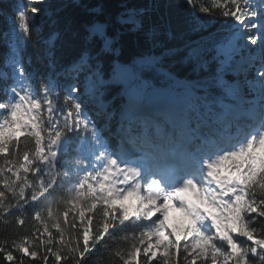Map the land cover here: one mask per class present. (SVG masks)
Returning a JSON list of instances; mask_svg holds the SVG:
<instances>
[{
    "label": "snow or ice",
    "instance_id": "snow-or-ice-1",
    "mask_svg": "<svg viewBox=\"0 0 264 264\" xmlns=\"http://www.w3.org/2000/svg\"><path fill=\"white\" fill-rule=\"evenodd\" d=\"M185 3L194 29L204 26L199 14L215 19L218 11L233 22L213 45L219 69L211 87L219 95L182 134L179 157L165 156L161 164L149 151L136 156L111 149L83 107L88 96L104 111L109 84L123 85L130 106L138 97L135 77L125 66L114 62L105 78L101 59L114 51L106 23L87 27L84 39L98 42V51L93 56L86 49L72 63L75 74L61 101L59 80L32 71L19 56L33 32L41 39L36 18H50L49 6L46 0H16L11 76L0 70L5 96L0 100V216L18 214L17 225L31 221L33 227L0 241L8 264H24L25 257L48 264L50 256L56 264H85L100 249L111 251L118 264H180L181 256L185 264H264V223L257 227L264 222V0ZM59 36L52 32L44 40L49 67L55 65ZM252 67L256 75L249 80ZM228 70L237 79L227 80ZM244 86L257 91L248 108L242 107ZM226 99L239 103L225 104ZM213 103L224 111H215ZM142 135L147 142L146 132ZM169 209L179 213L172 225ZM121 232L127 233L119 237L126 247L117 244Z\"/></svg>",
    "mask_w": 264,
    "mask_h": 264
},
{
    "label": "trees",
    "instance_id": "trees-1",
    "mask_svg": "<svg viewBox=\"0 0 264 264\" xmlns=\"http://www.w3.org/2000/svg\"><path fill=\"white\" fill-rule=\"evenodd\" d=\"M15 2L16 0H0V70L7 72L9 76L12 73L10 64L13 58L10 45L16 38L11 20ZM49 5L50 18H46L45 21H41L39 16L36 18L42 25L41 39L37 41L33 32L31 42L22 46L19 56L26 65L30 64L32 71L59 80L62 86L59 90L61 101L64 96L63 87L70 82L71 75L75 74L70 71L72 63L86 49L93 56L98 51V42L89 44L84 39L87 27L94 21L106 23L107 34L114 39V51L105 52L101 59L106 79L113 63L116 62L125 66L127 71L134 75L136 85L146 81L149 85L171 88L182 79L198 83L200 93H204L205 98L198 99L200 102L190 106L191 117L205 113L208 102H213L214 97L219 95V90L211 87L219 69V62L214 59L216 51L213 45L226 35L227 28L233 21L231 18L223 17L218 11L212 14L215 19H211L208 14H199L205 23L202 28L194 29L185 0H50ZM132 20L136 22L133 23ZM52 32H58L60 36L55 41L53 50L55 65L49 67L44 40ZM252 71V68H249L248 77L253 76ZM226 79L232 81L230 75H226ZM83 80L81 75L79 83ZM122 87L120 84L106 86L103 97L111 102L108 111H100L96 103H90L85 97L83 106L95 119L102 134L113 144L120 141L130 143L138 139L145 141L142 134L147 131L145 129L149 124L142 120L122 122L118 112L120 100L125 95ZM4 98L3 87L0 85V100ZM213 105L218 106L217 103ZM167 123L173 124L171 121ZM195 124L196 121L193 120L191 127H195ZM121 129L122 140L118 136ZM16 215L18 214L6 218L0 216V241L11 240L31 232L32 222L29 221L21 227L16 224ZM5 219L7 224L4 223ZM262 223L264 222H258L257 227L259 228ZM52 231L55 235V230ZM126 234L123 232L118 234V246H127L119 239ZM114 250L115 246L112 251ZM14 255L19 257V253L14 252ZM0 264H8L2 255ZM15 264H19V261L17 260ZM24 264L43 262L40 259L25 257ZM48 264H56L53 257H49ZM85 264L118 262L112 260L111 251L100 249L87 256ZM154 264H163V261H154ZM180 264H185L182 256Z\"/></svg>",
    "mask_w": 264,
    "mask_h": 264
},
{
    "label": "rangeland",
    "instance_id": "rangeland-1",
    "mask_svg": "<svg viewBox=\"0 0 264 264\" xmlns=\"http://www.w3.org/2000/svg\"><path fill=\"white\" fill-rule=\"evenodd\" d=\"M46 2L49 6V11H50V5H49L50 0H46ZM249 46H250V48L253 47V45H251L250 42H249ZM230 71L231 70H228L227 73H229ZM136 86H137V90H138V96L145 97L144 94L147 93L146 90L150 87V85L146 81H142ZM195 86H197V85H193V87H195ZM82 90L84 92V81L82 83ZM254 92L256 93V95H254V97L248 98L243 93V98H245L246 101H248V102L254 101L257 97V91L254 90ZM194 94L195 93L192 90V88L186 89L185 91H182V95L185 98L189 99L190 105H192L191 104L192 100H193L192 95H194ZM88 99H90V98L88 97ZM91 101H93V100H91ZM248 107H250V106H248ZM148 128L150 129L151 127H148ZM152 128H154V127H152ZM188 129H189V123L184 125L181 130H177V131H173V130L166 131V129L163 128L162 126L154 128V131L156 132L155 134L158 137L157 139L160 141L158 144H155V146L153 147L154 149H157V151H158L157 155L161 157L162 154H165V153L170 154V152L173 153V151L176 152L177 154H180L182 143H183L182 134L186 133L188 131ZM176 140H177V145L174 144V142ZM164 150H165V152H163ZM174 217L178 218L179 213L177 211H175L174 209H169V216L167 218V221L170 225L178 222V220L174 219Z\"/></svg>",
    "mask_w": 264,
    "mask_h": 264
},
{
    "label": "bare ground",
    "instance_id": "bare-ground-1",
    "mask_svg": "<svg viewBox=\"0 0 264 264\" xmlns=\"http://www.w3.org/2000/svg\"><path fill=\"white\" fill-rule=\"evenodd\" d=\"M194 85H197V84H194ZM140 97H143V96H140ZM244 100H246V99L244 98ZM182 101H183V98H182ZM246 102H247V101H246ZM138 103H140V101L137 100V102L135 103V105H133V109H134L135 112H143V110H141V109H145V111H148V110H149V106H148V107L140 106ZM182 103H183V105H185L186 108L188 107V103H184V102H182ZM246 105H247V106H246ZM248 106H251V105H249V103H243V107H244V108H248ZM130 112H131V111H130ZM184 125H185V124H184ZM121 148H122V147L119 146V149H120V150H121ZM122 149H123L124 152H126V153L130 152V150L127 149V148H122ZM152 153L155 154L153 150H152ZM173 154H175L177 158L179 157V154H177L176 152H174V151H173V153L170 152V156H172ZM155 155H156V154H155ZM156 156H157V157H160V156H158V155H156ZM167 157H168V156H167ZM161 164H163V163H161Z\"/></svg>",
    "mask_w": 264,
    "mask_h": 264
}]
</instances>
